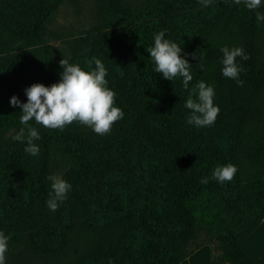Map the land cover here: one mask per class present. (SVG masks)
Here are the masks:
<instances>
[{
	"label": "trees",
	"instance_id": "trees-1",
	"mask_svg": "<svg viewBox=\"0 0 264 264\" xmlns=\"http://www.w3.org/2000/svg\"><path fill=\"white\" fill-rule=\"evenodd\" d=\"M61 0H0V231L40 264H187L207 244L211 264H260L241 249L264 217V21L241 0H92L96 21L73 40L69 63L108 70V86L124 116L96 134L74 122L63 130L30 121L39 154L13 140L25 88L61 79L44 30ZM182 47L191 64L183 78L154 72L147 49L159 32ZM241 47L237 81L222 74V47ZM32 73L22 79L30 56ZM91 64V67H89ZM202 66V69H201ZM214 87L213 125L188 124L196 85ZM27 135V131L25 133ZM234 164L231 181L212 179ZM72 185L55 211L49 176ZM207 183H201L202 178Z\"/></svg>",
	"mask_w": 264,
	"mask_h": 264
},
{
	"label": "clouds",
	"instance_id": "clouds-1",
	"mask_svg": "<svg viewBox=\"0 0 264 264\" xmlns=\"http://www.w3.org/2000/svg\"><path fill=\"white\" fill-rule=\"evenodd\" d=\"M207 6L210 0H201ZM239 5L241 0H234ZM249 10H256L261 7L262 0H243ZM258 21H264V14L256 12ZM165 33L159 32L154 37V46L147 49L154 61V72L162 73L163 77L174 81L177 77L183 78V87L188 88L189 82L193 79L191 64L184 58L182 47L176 42L164 38ZM56 47V46H55ZM223 53L222 74L243 85L239 79L242 68L237 64L236 58L243 60L250 59L241 47L221 48ZM95 69L84 70L79 64L69 63L67 59H61L60 65L63 68L61 79L58 82L46 86L43 83H33L25 88L27 101L22 102L16 95L10 98L13 107L19 106L22 115L20 123L25 127L13 136V140H27L26 153L36 156L39 154V146L34 143L40 139L37 129L30 125V121L49 129L63 130L66 126L78 122L90 127L96 134L104 135L111 131L115 122L124 116L123 110L116 106V92L108 86L106 76L108 70L102 61L96 57ZM91 67V64H89ZM202 69V66H201ZM196 99L189 95L186 100V107L191 110L187 119L188 124L196 127H208L214 124L220 112L219 107L214 103L215 90L210 84L199 81L196 85ZM27 131V135L25 134ZM237 167L228 163L218 166L212 173V179L221 183L231 181ZM48 179L52 182V192L49 193L47 205L50 210L58 208V201H63L72 185L64 179L51 175ZM208 178H202L201 183H207ZM10 237L0 231V264H6V253Z\"/></svg>",
	"mask_w": 264,
	"mask_h": 264
},
{
	"label": "rangeland",
	"instance_id": "rangeland-1",
	"mask_svg": "<svg viewBox=\"0 0 264 264\" xmlns=\"http://www.w3.org/2000/svg\"><path fill=\"white\" fill-rule=\"evenodd\" d=\"M96 18L92 0H61L44 30V39L51 56L55 60L69 57L73 40L83 36L95 23ZM259 44L264 52V37ZM34 61L35 55L32 54L23 76L21 75L22 79L30 76ZM20 246V243H16L10 247V252L6 253V264H40Z\"/></svg>",
	"mask_w": 264,
	"mask_h": 264
},
{
	"label": "crops",
	"instance_id": "crops-1",
	"mask_svg": "<svg viewBox=\"0 0 264 264\" xmlns=\"http://www.w3.org/2000/svg\"><path fill=\"white\" fill-rule=\"evenodd\" d=\"M240 247L252 260L264 264V217L243 239ZM208 253V245L198 246L186 256L187 264H211L208 261Z\"/></svg>",
	"mask_w": 264,
	"mask_h": 264
}]
</instances>
